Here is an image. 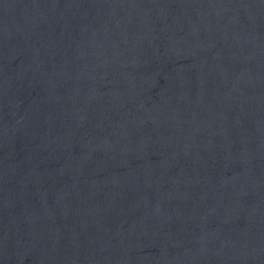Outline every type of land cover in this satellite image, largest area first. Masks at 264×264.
Segmentation results:
<instances>
[{"label":"water","instance_id":"obj_1","mask_svg":"<svg viewBox=\"0 0 264 264\" xmlns=\"http://www.w3.org/2000/svg\"><path fill=\"white\" fill-rule=\"evenodd\" d=\"M0 264H264V0H0Z\"/></svg>","mask_w":264,"mask_h":264}]
</instances>
